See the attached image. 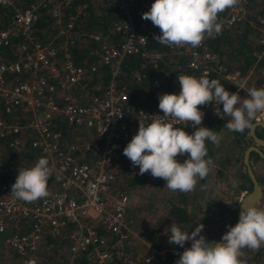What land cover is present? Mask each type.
<instances>
[{
  "label": "built area",
  "instance_id": "2783aa9c",
  "mask_svg": "<svg viewBox=\"0 0 264 264\" xmlns=\"http://www.w3.org/2000/svg\"><path fill=\"white\" fill-rule=\"evenodd\" d=\"M112 2L118 16L111 29L119 40L92 51L105 68L107 78L103 81L96 62L75 63L63 41L56 46L51 40L41 42L33 35L38 9H46L56 34L65 36L76 16L85 13L84 3L75 4L62 23L61 10L72 0H0V7L8 11L7 17L0 19V101L11 115L0 117V137H9L7 144L15 154L25 146L36 150L39 157L48 159L51 169L48 196L27 203L10 192L15 181L1 178L11 174L15 165L13 159L0 154V232L9 226L15 229L3 242L23 264H34L32 252L45 230L51 236L67 239L68 255L63 264H74V254L82 250L92 255L95 264H114L116 258L131 260L133 216L128 192L115 187L116 165L140 120L147 124L163 116L158 96L164 91L159 78L152 79L147 87L129 91L120 83L119 70L128 54L142 58L140 67L146 63L156 65L160 52L147 47L146 41L152 31L160 30L142 18L152 0ZM245 14L246 0H240L237 7L220 13L218 19L225 28L244 19ZM89 36L100 39L96 32ZM205 39L196 48L167 46V50L173 61L184 57L190 69L204 75L215 73L241 85L236 74L217 61ZM178 75L181 73L175 74L176 79ZM141 76L138 69L131 72L134 79ZM200 107L204 113L215 114L213 104ZM219 107L222 110V105ZM56 115L78 130L74 137L67 139L54 130ZM138 169L131 166L130 172ZM96 226L108 232L109 238ZM162 252L148 247L143 260L150 261Z\"/></svg>",
  "mask_w": 264,
  "mask_h": 264
},
{
  "label": "trees",
  "instance_id": "16d2710c",
  "mask_svg": "<svg viewBox=\"0 0 264 264\" xmlns=\"http://www.w3.org/2000/svg\"><path fill=\"white\" fill-rule=\"evenodd\" d=\"M78 3L85 4V13L76 16L65 36L56 34L57 29L52 23V16L44 8L38 9L36 12L33 21V35L41 42L51 40L56 46L62 44L63 41L75 63L86 65L96 62L99 64L97 53L92 51L93 49L99 51L102 44L118 42V35L111 29V23L117 18L118 13L112 0H72L70 6L61 10L62 23L66 22L67 15L73 11V6ZM7 14V9L0 7V19L4 20ZM257 18H260L261 21ZM91 32L100 34V39L93 40L90 38L89 33ZM159 34L152 31L146 41L147 47L160 52V58L156 61V65L152 66L146 63L143 67H140L142 58L136 54H128L122 59L119 80L125 89L129 91H133L136 87L142 89L147 87L152 79L159 78L164 93H178L180 89L178 80L175 78L176 73L192 75L196 78L205 76L197 70L187 67L184 57H178L173 61L172 55L168 53L167 46L159 43L153 37ZM204 42L209 49L215 52L217 61L227 71L234 72L237 79L240 80L246 75L250 76V79L246 81L247 89H238L241 100L247 98L249 88L264 87V0H246L245 18L235 21L229 27L222 28L220 34L206 37ZM102 66L99 64L98 69L102 72L101 79L105 81L107 74L104 66ZM134 69H138L142 74L139 79L131 77V72ZM206 75L209 79H218L226 90L236 88L235 83H231V81L218 74L209 73ZM235 91L237 90L233 92ZM146 96L149 97V94H146ZM0 117H11L8 112L4 111L1 101ZM228 119V117H225L222 120L215 114L207 112L204 113L202 126L212 128L217 133L225 131L230 137L229 149L224 152L210 141L206 142V147L208 149L207 158H211L212 164H215L214 171L218 175L217 181L229 179L221 175L222 169L228 172V169L233 165L236 170L237 185L231 189L232 191L230 190L231 192L225 191V195L232 196L231 202L225 200L222 194L207 193L202 198V203L197 206L195 213L190 208L192 203L189 202L190 195L188 193L174 192L167 188V192H169L166 196L168 199L167 206L162 214L151 223L144 235L147 248L162 249L163 252L155 254V258L148 261V264H173L177 260L178 249L181 247L168 242L169 236L166 234V230L170 227V224L179 226L182 231L191 232L201 223L204 225L201 235L205 239L222 237L223 233L228 230V226L235 224L238 201L234 199L233 191L237 194L240 190L250 188V180L241 160V152L245 146L252 142V139L248 134V129H245L244 132L227 130L224 125ZM52 127L67 139L74 137L78 131L76 128L68 126L60 115L55 116ZM178 127L184 128L189 133L195 130L191 124L187 127L185 125ZM254 133L256 136L264 138V126L255 125ZM78 134H82V132ZM8 139V136L0 137V154L2 158L13 159L15 168L11 174L2 175L1 178L15 181L18 169L33 166L39 158V154L36 150L27 146L15 154L7 144ZM259 148L264 152V145H260ZM177 159L183 160L184 157H177ZM248 162L255 176L261 177L259 180L260 185H264V159L251 150L248 155ZM254 164L260 167V171H256ZM131 166L130 160L122 152L116 165V188L132 192L148 181V173L140 175L139 169L137 172L131 173ZM229 184L231 185V183ZM229 184L227 187H229ZM154 185L159 188L161 186L166 187L164 181L159 178L154 179ZM255 207L257 206L255 205ZM25 223L26 221L22 222V225ZM20 230L21 227H18L17 231ZM96 230L109 238L108 232L104 231L102 227L96 226ZM12 231H15V229L9 226L0 232V246L4 241V237ZM189 243L191 241H185L184 245ZM3 245L5 246L4 242ZM8 249L12 251L14 256L19 257L12 249ZM132 253L130 261L116 258L114 264H147V261H144L143 256L139 255L136 250H133ZM244 254L248 255L243 257ZM67 255V239L61 236H51L46 230L42 233L37 248L32 252L34 264H63ZM241 258L245 260L243 264H259L260 261H264V246L259 250L243 249ZM72 262L74 264H95L92 255L83 250L74 254Z\"/></svg>",
  "mask_w": 264,
  "mask_h": 264
},
{
  "label": "clouds",
  "instance_id": "9594fccd",
  "mask_svg": "<svg viewBox=\"0 0 264 264\" xmlns=\"http://www.w3.org/2000/svg\"><path fill=\"white\" fill-rule=\"evenodd\" d=\"M240 0H153L142 18L150 20L160 30L153 37L168 47H199L205 36L222 32L219 14L235 8ZM178 93L158 96V108L163 113L149 123L140 120L137 132L123 148V154L139 174L150 173L164 181L174 192L195 190L198 179H204L213 161L208 157L206 142L219 144L221 135L202 126L204 112L200 106L213 104L216 116L226 121L224 127L232 132H244L252 127L257 113H264V87L248 89L247 98L241 100L236 92H229L218 79L207 75L196 78L181 74L177 77ZM222 105V110L219 107ZM171 121V122H169ZM191 124V133L174 125ZM177 157H184L183 160ZM51 175L49 161L39 157L27 168H19L11 185L14 198L32 203L48 196L47 182ZM204 225L199 223L191 232L170 224L168 242L184 248L175 264H242L243 249L259 250L264 246V209L242 206L239 219L228 226L222 242L211 245L201 235ZM148 264V261H147Z\"/></svg>",
  "mask_w": 264,
  "mask_h": 264
},
{
  "label": "rangeland",
  "instance_id": "374dc122",
  "mask_svg": "<svg viewBox=\"0 0 264 264\" xmlns=\"http://www.w3.org/2000/svg\"><path fill=\"white\" fill-rule=\"evenodd\" d=\"M232 83V82H231ZM234 83V82H233ZM242 84V83H241ZM245 86V84L243 85ZM246 87V86H245ZM235 90V89H233ZM215 164L210 166V171L208 175L204 179H198L196 184L195 190L188 193L190 195L189 202L192 203L190 206L191 210L196 213L197 206L202 203V198L207 193H214V194H222L224 195V199L228 202H231V197L229 194L225 195V191H230L237 185V178L235 177L236 170L235 168L230 167L228 172L222 169L221 175H224L226 178L222 181H217V174L214 171ZM256 167V171H260V167L257 164H254ZM232 173V174H231ZM154 179L150 173H148V181L136 191L128 192L129 195V202H130V213L133 214V239L131 241V247L138 252L139 255H144L147 251V243L144 240V235L148 228L150 227L151 223L158 218L160 214L164 211L167 206V187L161 186L156 187L154 185ZM231 183V185L229 184ZM229 184V187H227ZM262 187V194L259 200L256 202L257 208L264 209V185ZM232 191V190H231ZM230 191V192H231ZM247 191V190H245ZM243 192V194L245 193ZM233 195L235 196L234 199L237 201L243 195L238 192L235 194L233 191ZM198 214V213H197ZM168 230V229H167ZM166 234L169 236L170 232ZM187 245V244H186ZM178 249V254L182 253L185 246ZM248 254H244L245 257ZM242 264L245 262L243 258H241ZM0 263L2 264H22L19 257L14 256L12 251H10L7 247L3 245V242L0 246ZM259 264H264V261H260Z\"/></svg>",
  "mask_w": 264,
  "mask_h": 264
},
{
  "label": "water",
  "instance_id": "95a60500",
  "mask_svg": "<svg viewBox=\"0 0 264 264\" xmlns=\"http://www.w3.org/2000/svg\"><path fill=\"white\" fill-rule=\"evenodd\" d=\"M255 125L264 126V119L253 120L252 127L248 128V134L251 137L252 142L248 144L247 146H245V148L243 149L241 160L243 164L245 165V170L250 180V188L247 191H245V193L238 200V204L236 208L235 223L239 219V213L242 210V206H249V205L255 206L256 202L259 200L262 194V188L259 183V180L261 179V177L255 176L248 162V155L251 150L255 151L262 159H264V153L259 148L260 145H264V138H260L255 135L254 133ZM206 241L209 243V245H211L213 241L222 242L221 237L217 239H206ZM190 246H191V243L187 244L185 248H188Z\"/></svg>",
  "mask_w": 264,
  "mask_h": 264
},
{
  "label": "crops",
  "instance_id": "0c3cea01",
  "mask_svg": "<svg viewBox=\"0 0 264 264\" xmlns=\"http://www.w3.org/2000/svg\"><path fill=\"white\" fill-rule=\"evenodd\" d=\"M249 77H250L249 75H246L244 78H241L240 79L241 80V83H242L241 85H239L238 83H235L236 84L235 90H237V91H235L236 93H238L240 95V91L238 89H247L245 86L247 85L246 84V81H248L250 79ZM244 84H245V86H243ZM256 119H264V113L262 114V116H261L260 113H257ZM219 134L221 135V139H220L219 144H216V145L218 146L217 148H220L221 151L224 152V151H226V150L229 149V146H230V144H229L230 137L227 135V133L225 131H221ZM241 155H242V152H241ZM244 191L245 190H240L239 192L242 195Z\"/></svg>",
  "mask_w": 264,
  "mask_h": 264
}]
</instances>
